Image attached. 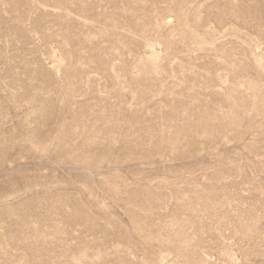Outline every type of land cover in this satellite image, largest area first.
Listing matches in <instances>:
<instances>
[{
	"label": "rangeland",
	"instance_id": "obj_1",
	"mask_svg": "<svg viewBox=\"0 0 264 264\" xmlns=\"http://www.w3.org/2000/svg\"><path fill=\"white\" fill-rule=\"evenodd\" d=\"M0 264H264V0H0Z\"/></svg>",
	"mask_w": 264,
	"mask_h": 264
}]
</instances>
